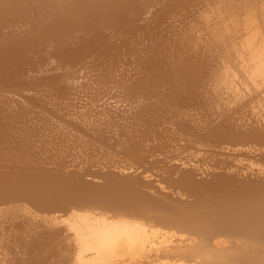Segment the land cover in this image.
<instances>
[{
    "label": "bare ground",
    "instance_id": "bare-ground-1",
    "mask_svg": "<svg viewBox=\"0 0 264 264\" xmlns=\"http://www.w3.org/2000/svg\"><path fill=\"white\" fill-rule=\"evenodd\" d=\"M0 264H264V0H0Z\"/></svg>",
    "mask_w": 264,
    "mask_h": 264
}]
</instances>
